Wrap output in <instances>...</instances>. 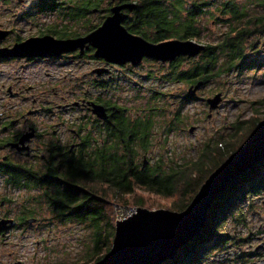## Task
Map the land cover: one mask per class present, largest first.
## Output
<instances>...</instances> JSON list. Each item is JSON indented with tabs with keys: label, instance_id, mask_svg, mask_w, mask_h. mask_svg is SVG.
Segmentation results:
<instances>
[{
	"label": "trees",
	"instance_id": "1",
	"mask_svg": "<svg viewBox=\"0 0 264 264\" xmlns=\"http://www.w3.org/2000/svg\"><path fill=\"white\" fill-rule=\"evenodd\" d=\"M7 1L13 2L0 0V4ZM122 1H137L136 12L124 24L132 34L152 43L167 40L207 43L206 50L198 57L181 58L171 65L169 75L172 83L182 80L191 87L202 82L204 87L234 71L242 73L252 68L256 72L260 68L264 71V42L259 43L264 38V0ZM101 2L102 0H31V13L36 15L41 12L42 3L57 4L66 6L63 9L65 14L68 12V15L78 21L90 15L94 8H99ZM109 2L112 3L111 0ZM95 27H85L84 31L88 33ZM213 37L216 41H211ZM251 37L258 40L253 42ZM183 62L186 63V72L181 75ZM197 99L198 97L191 98L185 93L179 100L182 109L170 120L160 121H155V117H165L164 113L144 111L135 118V111L132 109L134 106L131 108L124 105L122 114H117L112 127H108L105 145H96L91 149L89 163L93 176L88 170L73 173L70 181L73 185L58 195L59 209L41 213L39 221L78 224L83 227L89 236L85 243L86 262L95 263L110 252L114 239V219L111 217L108 199H123L122 204L126 205L129 197L142 190L161 199H174L168 208L170 211L186 210L203 183L230 155L246 144L261 120L258 119L259 121L249 126L248 131L245 129L247 132L238 140L237 145L232 142L241 136L242 122L234 123L233 132L226 138L220 134L215 140L205 143L196 158L176 163L163 159L161 155L152 159V163V160H148V165L143 166L140 158L150 150L158 133L171 138L179 134L184 126L191 125L193 116L186 107ZM116 130H122L123 143L120 145L115 142ZM111 140L115 141L112 143ZM89 176L91 182H88ZM262 194L264 160L236 179L220 195L208 213L204 229L191 243L178 251L173 261L165 264H222L225 259L220 260V257L230 251L240 252L237 260L246 262L248 253L242 251L241 247L252 237L249 235L243 238L238 231L246 226L243 205L249 198ZM134 204L138 208L154 209L143 198H138ZM250 208L253 209V205ZM107 214L109 217H106ZM232 223L235 225L233 230ZM256 255L253 253L250 256Z\"/></svg>",
	"mask_w": 264,
	"mask_h": 264
},
{
	"label": "flooded vegetation",
	"instance_id": "2",
	"mask_svg": "<svg viewBox=\"0 0 264 264\" xmlns=\"http://www.w3.org/2000/svg\"><path fill=\"white\" fill-rule=\"evenodd\" d=\"M111 2L102 0L99 8L76 21L68 12L65 14L63 9L66 6L57 4L42 3L39 6L42 11L32 14L30 0L18 19L33 23L38 29L32 35L21 37L12 26L8 6L11 3L7 1L4 3L6 10L0 12V33H7L0 37V50H10L30 39L85 37L103 24L114 6L131 3ZM133 3L136 9L125 22L137 10V1ZM43 19L46 20L41 23ZM92 25L96 27L85 33V27ZM95 52L93 46L86 44L67 52L50 50V54L0 57V78L5 80L0 84V222L13 221V225L7 224L0 230L2 241L8 239L12 231L25 233L31 226L40 224L38 217L41 213L59 209L58 195L73 185L70 183L73 173L88 170L93 176L89 163L91 149L105 145L108 127H112L117 114H122L123 106L114 97L122 92L123 85L119 80H123V76L119 73L123 68L139 69L149 63L156 65L161 73L148 71L144 76L146 79L186 85L182 80L172 83L169 75L171 65L185 57L165 63L144 58L133 66L130 63H110L97 58ZM183 65L181 75L186 72V63ZM138 84L136 81L135 92ZM149 92L155 101L172 95L167 91ZM180 93H183L182 97L188 94ZM176 103V111L168 120L182 109V104ZM93 104L104 107L108 116L106 120L93 114ZM144 104L135 113L136 117L139 111L167 115L166 107L153 106L150 102ZM115 138L112 143H123L122 130H116ZM91 176L88 182H91ZM254 253L257 254V249ZM251 254L249 252L248 256Z\"/></svg>",
	"mask_w": 264,
	"mask_h": 264
},
{
	"label": "rangeland",
	"instance_id": "3",
	"mask_svg": "<svg viewBox=\"0 0 264 264\" xmlns=\"http://www.w3.org/2000/svg\"><path fill=\"white\" fill-rule=\"evenodd\" d=\"M29 3L30 0H13L8 5L10 7V11H8L12 14V26L16 28V33L21 37L32 35L38 29L33 23L27 24L18 19V16ZM4 6L5 4H0V12L6 10ZM45 20L40 21L42 23ZM47 20L49 21V19ZM1 21L6 22L4 19ZM94 21L97 22V19ZM35 22L37 23V21ZM255 39L257 38L251 37L250 40L254 42ZM214 40L216 41L215 38L211 41ZM262 42H264L263 37L259 40V43ZM199 43L207 45L205 42L200 41ZM258 57L260 58L261 56ZM148 71L161 73V70L156 65L149 63L139 69L123 68V71H121L123 74L119 73L120 76H123V80L121 78L119 80L123 85L122 92L114 98L122 106L126 105L131 108L134 106L132 109L135 113L146 102L153 103V106L166 107L168 116L166 115L165 118L155 117V121L169 119L172 113L176 111L175 108L178 106L176 102L183 95L180 92H188L190 87L182 83L180 85L163 84L158 82L157 79H146L144 76ZM263 72V68L258 69L257 72L255 68L242 73L234 71L222 77V79L214 80L208 85L202 86L203 88L201 87L196 95L198 99L186 107L193 116L191 125L188 127L184 126V131L182 129L179 134L171 138H165L164 135L158 133L150 150L146 154L143 153L144 155H142L140 160L142 161L143 157L146 156L151 161L162 155L165 160L183 163L186 160L196 158L199 149L209 140H215L220 134L226 138L227 135L233 132L234 123L242 122L241 136L239 135L232 142L233 145H237L238 140L248 131L249 126H252L255 121H259L258 119H261L258 125L264 121ZM3 81L5 82L3 78H0V84ZM136 81L139 83L136 85L139 86L137 92H135ZM150 90L157 92L167 91L166 93H171L172 95H167L165 98L162 97L155 101L149 92ZM218 93L222 95V101L215 109L210 110L206 100ZM137 95L140 97H137ZM138 113L141 115L143 111ZM66 117L70 118V116ZM191 127L195 128L193 133L189 132ZM138 198H143L146 204L152 205L154 207L153 210H168L171 203L175 201L174 199H161L144 193L142 190L129 197L126 205L122 204L123 199H108L114 226L118 220H123L136 211L138 207L134 203L138 201ZM251 205H253V209L250 208ZM243 207L246 213V226L238 231L243 238L250 235L252 239L248 243H244L241 248L242 251L247 253H254V250L257 249V255L253 257L247 256L245 257L247 261L241 262L237 260L238 254L241 253L230 251V253L225 255L227 257H220V260L225 259L222 264H264V194L252 199L249 198V201L245 202ZM106 217H109V214ZM106 223L108 222L106 221ZM233 226L235 225L232 223L231 230H233ZM82 228L78 224L41 221L40 224L31 226L25 233L12 231L5 241L0 238V264H17L18 262L21 264H94L86 262L87 257L85 254L87 248L85 243L88 241L89 236L87 230Z\"/></svg>",
	"mask_w": 264,
	"mask_h": 264
},
{
	"label": "water",
	"instance_id": "4",
	"mask_svg": "<svg viewBox=\"0 0 264 264\" xmlns=\"http://www.w3.org/2000/svg\"><path fill=\"white\" fill-rule=\"evenodd\" d=\"M135 3L114 6L103 24L85 37L70 40L30 39L10 50H0V57L26 54H50L73 51L86 44L95 48V56L110 63L133 66L144 58L173 62L180 57L196 58L206 50V45L194 40H167L152 43L130 33L124 26ZM127 11V12H125ZM7 33H0V37ZM203 86L193 85L188 95L195 98ZM222 101L220 93L206 100L210 110ZM93 114L102 120L108 118L103 106L93 104ZM194 127L189 132L193 133ZM264 160V121L252 132L246 144L230 155L203 183L190 205L183 212L166 209L136 211L115 224V234L110 252L94 264H165L173 261L180 249L191 243L204 229L208 213L214 202L245 172ZM143 158V166H147ZM13 221L0 222V230Z\"/></svg>",
	"mask_w": 264,
	"mask_h": 264
}]
</instances>
